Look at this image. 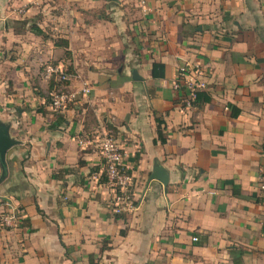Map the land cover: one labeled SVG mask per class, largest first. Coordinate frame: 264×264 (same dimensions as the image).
<instances>
[{
	"label": "crops",
	"instance_id": "obj_1",
	"mask_svg": "<svg viewBox=\"0 0 264 264\" xmlns=\"http://www.w3.org/2000/svg\"><path fill=\"white\" fill-rule=\"evenodd\" d=\"M185 65L207 82L192 107ZM59 67L91 87L64 112ZM0 121L20 142L0 264H264V0H0ZM106 129L134 179L123 215L101 182ZM155 162L167 186H147ZM14 211L23 224L3 226Z\"/></svg>",
	"mask_w": 264,
	"mask_h": 264
},
{
	"label": "built area",
	"instance_id": "obj_2",
	"mask_svg": "<svg viewBox=\"0 0 264 264\" xmlns=\"http://www.w3.org/2000/svg\"><path fill=\"white\" fill-rule=\"evenodd\" d=\"M54 73L57 75V85L51 92L50 107L53 111L64 112L80 94L88 96L91 93V87L86 83H83L79 90L71 89L68 84L71 78L63 68L59 67ZM206 88L207 82L201 69L188 65L179 68L174 89L183 94L186 107H192ZM99 148L103 159V170L100 176L106 178L113 194L110 201L111 212L115 215L127 214L135 208L134 179L125 163L126 153L121 139L113 130L106 129L100 139ZM261 188L264 189V180L261 181ZM22 221L23 218L17 211L4 214L1 218V224L9 228H18ZM193 240L197 241L198 238L195 237Z\"/></svg>",
	"mask_w": 264,
	"mask_h": 264
},
{
	"label": "water",
	"instance_id": "obj_3",
	"mask_svg": "<svg viewBox=\"0 0 264 264\" xmlns=\"http://www.w3.org/2000/svg\"><path fill=\"white\" fill-rule=\"evenodd\" d=\"M20 142L11 136V125L0 121V164L2 167V176L0 182L6 176L8 165H7V154L10 149L18 145ZM169 173L162 165L155 162L153 170L149 176L147 186L152 180L159 181L164 186L168 185Z\"/></svg>",
	"mask_w": 264,
	"mask_h": 264
},
{
	"label": "trees",
	"instance_id": "obj_4",
	"mask_svg": "<svg viewBox=\"0 0 264 264\" xmlns=\"http://www.w3.org/2000/svg\"><path fill=\"white\" fill-rule=\"evenodd\" d=\"M68 73V71H67ZM152 76L154 78H157V77H163L164 76V65L162 64H154L153 67H152ZM203 93H201L199 95V97L202 95ZM232 115L234 117H237L238 116V112L237 111H233ZM158 140L161 142V143H165V138H164V135H163V131H162V128H161V124H159L158 126ZM101 182L102 183H105L106 182V178L102 176V179H101ZM24 221V220H23ZM23 221H22V224H23ZM21 224V225H22Z\"/></svg>",
	"mask_w": 264,
	"mask_h": 264
},
{
	"label": "rangeland",
	"instance_id": "obj_5",
	"mask_svg": "<svg viewBox=\"0 0 264 264\" xmlns=\"http://www.w3.org/2000/svg\"><path fill=\"white\" fill-rule=\"evenodd\" d=\"M65 70V69H64ZM65 72L67 73V70H65ZM69 74V73H68ZM70 76V75H69ZM71 81V80H70ZM59 86H61V84H59Z\"/></svg>",
	"mask_w": 264,
	"mask_h": 264
}]
</instances>
